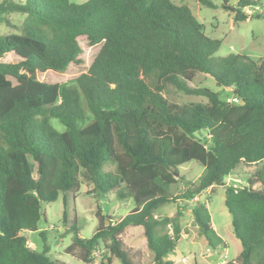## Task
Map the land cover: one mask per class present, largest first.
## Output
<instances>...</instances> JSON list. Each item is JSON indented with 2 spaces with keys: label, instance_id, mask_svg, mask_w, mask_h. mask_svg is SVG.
<instances>
[{
  "label": "trees",
  "instance_id": "trees-1",
  "mask_svg": "<svg viewBox=\"0 0 264 264\" xmlns=\"http://www.w3.org/2000/svg\"><path fill=\"white\" fill-rule=\"evenodd\" d=\"M221 1L235 22L262 17L243 12L260 0ZM11 15L24 21L18 33L0 35V264H63L46 248L31 251L22 233L37 232L45 221L42 204L60 195L64 202L75 198L84 184L99 198L113 194L134 208L117 224L106 225L99 214L86 239L73 223L67 254L91 264L103 244L108 256L99 264H145L123 241L128 228L139 227L150 264H174L168 256L180 240L178 219L158 218L156 211L224 186L240 164L256 169L244 187L225 190L224 205L242 247L225 264H264V59L215 58L221 41L205 35L187 6L170 0H0V25H9ZM80 38L100 45L89 68L65 82L38 80L37 73L60 75L79 63ZM6 55L15 61H2ZM198 74L228 91L226 99L189 87ZM165 87L206 103L170 102ZM52 118L63 133L50 125ZM193 161L204 168L202 177L173 196L169 187L179 182L178 167ZM191 210L200 236L216 251L223 241L206 204ZM39 236L45 240L44 233Z\"/></svg>",
  "mask_w": 264,
  "mask_h": 264
},
{
  "label": "rangeland",
  "instance_id": "rangeland-1",
  "mask_svg": "<svg viewBox=\"0 0 264 264\" xmlns=\"http://www.w3.org/2000/svg\"><path fill=\"white\" fill-rule=\"evenodd\" d=\"M71 3L82 4L89 0H69ZM175 5H185L192 12L196 20L204 26V33L211 39L221 41L219 50L214 57L223 58L229 54H241L249 59L258 62L264 59V0H260L257 6L260 18H251L246 21L235 22L233 14L221 8V0H209L215 7L208 8L200 5L196 0H170ZM235 0L231 2L233 5ZM9 25H0V35L18 33V27L24 21L19 15L7 17ZM81 48L79 63L71 64L68 69L60 75L47 73H37L40 81L47 83H60L74 79L84 73L95 56L100 45L92 46L85 38L78 39ZM4 62H14L11 55H6ZM191 88H208L215 93H221V98L226 99L228 91H222L214 81L207 75L198 74L192 82H188ZM164 97L173 103H206V99L197 96H188L176 92L171 87L164 88ZM227 100H230L228 98ZM50 125L60 133L65 131V127L57 120L50 119ZM200 139H206L204 134H198ZM256 166L247 167L240 164L232 175L224 180V186L209 188L196 196L191 201L178 199L160 207L155 215L158 218L178 219L180 225V240L177 242L174 252L168 259L174 264H225L234 261L242 250L240 242L235 238L231 225V216L224 205L226 186L235 185L237 188L246 185L245 179L250 175ZM109 170V168H107ZM204 173V168L196 162H189L177 169L179 182L169 187L170 193L175 197H180L183 192L197 184ZM205 203L210 214L211 224L215 233L223 241V245L216 251L209 249L206 241L200 236L198 228L194 225L192 207L197 203ZM134 208L131 200L118 201L113 194H109L104 200L96 196L92 186L84 184L75 198L69 197L65 202L60 195L53 203L42 204L41 211L45 221L42 219L38 224V231L22 235L27 240L28 248L34 253L41 254L45 248L47 255L52 260H57L63 264H84L76 256L66 253V248L72 243V234L68 233L73 223L76 224L82 238H90L98 225V215L100 214L105 224H117ZM168 232L172 233V226H168ZM40 233L45 234L42 241ZM125 244L141 253L145 264L151 263L152 253L146 247V241L142 238V229L130 227L123 235ZM108 252L104 245L92 254L91 264H99L105 261ZM112 264H121L113 259Z\"/></svg>",
  "mask_w": 264,
  "mask_h": 264
},
{
  "label": "built area",
  "instance_id": "built-area-1",
  "mask_svg": "<svg viewBox=\"0 0 264 264\" xmlns=\"http://www.w3.org/2000/svg\"><path fill=\"white\" fill-rule=\"evenodd\" d=\"M244 14L246 16H251V15H254V14H259L260 12H258V8L257 7H254V8H246L245 10H243ZM229 101H232V102H237L236 99H230ZM231 185L229 186H226L225 184V187H230ZM232 187H236L235 185H233Z\"/></svg>",
  "mask_w": 264,
  "mask_h": 264
}]
</instances>
